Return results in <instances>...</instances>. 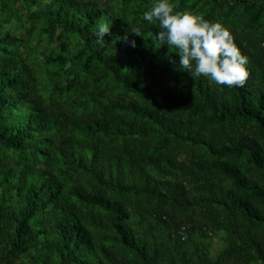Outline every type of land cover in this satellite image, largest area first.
I'll return each instance as SVG.
<instances>
[{"label": "trees", "instance_id": "1", "mask_svg": "<svg viewBox=\"0 0 264 264\" xmlns=\"http://www.w3.org/2000/svg\"><path fill=\"white\" fill-rule=\"evenodd\" d=\"M152 3L0 0V264H264V0H174L243 87L183 70Z\"/></svg>", "mask_w": 264, "mask_h": 264}, {"label": "clouds", "instance_id": "2", "mask_svg": "<svg viewBox=\"0 0 264 264\" xmlns=\"http://www.w3.org/2000/svg\"><path fill=\"white\" fill-rule=\"evenodd\" d=\"M143 20L158 24V39L179 54V65L193 77L205 76L220 86L243 87L249 76V59L236 42L232 30L203 14L179 11L174 0H153ZM111 26L102 23L97 43L102 44ZM139 35L141 31L133 29ZM135 47V41H132Z\"/></svg>", "mask_w": 264, "mask_h": 264}, {"label": "rangeland", "instance_id": "3", "mask_svg": "<svg viewBox=\"0 0 264 264\" xmlns=\"http://www.w3.org/2000/svg\"><path fill=\"white\" fill-rule=\"evenodd\" d=\"M222 248V243L218 240V239H215V244H214V251H218Z\"/></svg>", "mask_w": 264, "mask_h": 264}]
</instances>
